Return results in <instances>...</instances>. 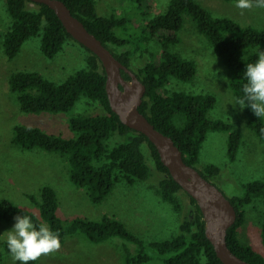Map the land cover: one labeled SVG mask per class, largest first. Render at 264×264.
<instances>
[{
  "label": "trees",
  "instance_id": "obj_1",
  "mask_svg": "<svg viewBox=\"0 0 264 264\" xmlns=\"http://www.w3.org/2000/svg\"><path fill=\"white\" fill-rule=\"evenodd\" d=\"M12 17L10 29L4 37V52L13 59L20 52L24 42L31 37L41 36V49L48 58L55 57L69 38L76 40L68 32L55 9L46 3L33 0H6ZM72 13L78 16L87 28L105 44L118 46L132 42L133 50L117 52L116 56L132 67L134 54L151 40H158L162 47L160 60H149L137 72L147 90L140 110L154 125L172 136L183 151L185 161L197 166L203 143L209 131H229V157L234 160L242 143V134L232 123L209 117V111L216 102L213 93H190L168 91L167 84L172 77L191 81L197 74L194 60L185 58L172 47L179 43L180 31L186 17L195 21L231 71L229 86L237 98L243 97V85L247 82L244 72L247 63H253L259 46H264V28L242 25L229 16L214 15L199 0H170L167 9L149 17L147 23L136 34H127L129 19L112 15H101L96 0H63ZM142 6L149 0H134ZM35 3L37 7H31ZM80 43V42H79ZM82 44V43H81ZM83 45V44H82ZM88 51L86 66L78 69L63 81L47 78L37 70H17L9 77L10 90L16 94L20 109L27 113L69 112L82 97L100 102L105 113L71 117L74 137H64L50 133L39 126L17 123L14 125L13 142L25 149L42 148L58 152L69 161L70 180L87 191L90 200L99 204L115 188L125 181L134 184L151 178L153 171L149 165L143 145L147 142L154 158L156 169L163 174L159 180L158 192L176 211L182 209L179 193L185 191L194 205V215H186L179 230L165 239H155L149 243L133 233L126 224L113 215L105 214L100 219L75 217L64 219L58 214L59 196L54 186L41 187V198L29 194L40 208L41 217L54 232H59L61 243L68 237L84 235L92 242H103L113 237H121L137 245L132 251L124 244V264H144L153 259L147 247L151 246L163 256V264H226L217 254L215 246L206 233V221L197 200L172 176L163 162L157 146L149 137L125 124L111 106L107 92V75L100 57L83 45ZM126 79L131 76L123 70ZM252 130L264 142V117L258 118L246 106ZM176 117L183 123L178 124ZM119 134L122 139L113 141ZM209 180L218 177L222 168L210 163L199 169ZM214 182V181H213ZM238 212L236 222L229 228L227 241L239 256L253 264H264V255L242 241L239 227L244 223L246 208L257 198L264 200V177L249 181L245 193L230 197ZM29 216L33 223L44 224L33 211L14 201L4 198L0 201V218L11 221L16 216ZM264 244V224L262 229ZM7 240L0 247V261L10 254ZM39 261V260H38ZM38 261L29 262L36 264Z\"/></svg>",
  "mask_w": 264,
  "mask_h": 264
},
{
  "label": "rangeland",
  "instance_id": "obj_2",
  "mask_svg": "<svg viewBox=\"0 0 264 264\" xmlns=\"http://www.w3.org/2000/svg\"><path fill=\"white\" fill-rule=\"evenodd\" d=\"M101 15L115 13L129 19L127 34H136L147 23L149 17L165 11L170 0H149L139 5L134 0H96ZM214 15L229 16L242 25L264 28V9L241 10L235 7L236 0H199ZM31 7H37L30 3ZM12 17L7 9V1L0 0V201L8 198L18 205L35 212L41 219L40 208L32 201L29 194L41 198V187L50 184L59 196L58 214L64 219L86 217L100 219L105 214L116 216L146 243L155 239H165L179 230L186 215L193 217L194 205L185 191L179 193L182 209L176 211L170 203L163 200L158 192L159 180L163 174L156 169L151 149L146 142L143 150L152 168L153 175L145 181L129 184L121 181L99 204L93 203L87 191L70 180L69 161L58 152H49L42 148L25 149L13 142L14 125L17 123L35 125L43 130L74 137L70 119L77 114L105 113V107L98 101L82 97L69 112L27 113L20 109L15 93L10 90L9 77L17 70H37L55 81H63L78 69L86 66L87 49L79 42L69 38L63 49L53 58H48L41 49V36L26 40L13 59L4 52V37L10 29ZM180 42L172 47L185 58L194 60L197 74L191 81L172 77L167 84L168 91H186L190 93H213L217 97L215 106L210 109L209 117L232 123L242 134V143L234 160L230 159L229 131H209L205 139L199 169L214 163L222 170L213 181L228 197L245 193L249 181L264 177V142L252 130L246 107L237 104L238 99L229 86L231 71L223 62L207 37L198 30L192 17L187 16L180 31ZM135 40L118 46L109 43L115 51L121 53L133 50ZM258 50L264 51V46ZM162 47L158 40H151L133 56L132 68L138 72L149 60L162 58ZM178 124L183 123L176 117ZM122 139L117 134L113 141ZM43 220V219H42ZM44 225L49 224L44 221ZM15 219L5 221L0 218V247L7 240ZM264 224V200L255 199L246 208L244 223L239 227V236L243 242L251 245L264 255L262 229ZM132 251L137 245L121 237H113L103 242H92L84 235L68 237L61 243L59 251L42 256L36 264H124V244ZM153 259L144 264H163L162 258L154 248L147 247ZM0 264H19L11 254L5 255Z\"/></svg>",
  "mask_w": 264,
  "mask_h": 264
},
{
  "label": "water",
  "instance_id": "obj_3",
  "mask_svg": "<svg viewBox=\"0 0 264 264\" xmlns=\"http://www.w3.org/2000/svg\"><path fill=\"white\" fill-rule=\"evenodd\" d=\"M33 1L46 3L55 9L68 32L100 57L107 75V92L113 110L125 124L149 137L172 176L197 200L206 221V233L218 256L226 264H253L236 254L228 244V230L238 216L231 198L215 182L205 177L197 166L188 164L173 137L158 129L140 110L147 87L138 73L92 33L63 0ZM123 70L130 74V80L125 78Z\"/></svg>",
  "mask_w": 264,
  "mask_h": 264
},
{
  "label": "clouds",
  "instance_id": "obj_4",
  "mask_svg": "<svg viewBox=\"0 0 264 264\" xmlns=\"http://www.w3.org/2000/svg\"><path fill=\"white\" fill-rule=\"evenodd\" d=\"M235 7L241 10L253 8L264 9V0H236ZM258 57L253 63H247L244 75L247 82L243 85V97L234 104L241 109L249 107L258 117H264V51L257 50ZM16 223L8 231L7 249L19 264L38 261L42 256L53 254L61 248L59 232L52 231L48 226L38 227L27 216H16Z\"/></svg>",
  "mask_w": 264,
  "mask_h": 264
}]
</instances>
